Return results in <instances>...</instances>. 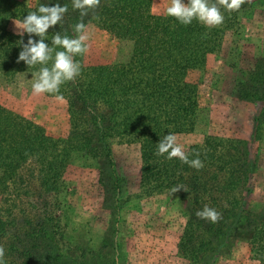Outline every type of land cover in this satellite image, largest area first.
Here are the masks:
<instances>
[{
    "label": "trees",
    "instance_id": "16d2710c",
    "mask_svg": "<svg viewBox=\"0 0 264 264\" xmlns=\"http://www.w3.org/2000/svg\"><path fill=\"white\" fill-rule=\"evenodd\" d=\"M256 1L250 0L232 16ZM47 2L38 0L25 12L19 0H0V69L6 76L34 79L30 72L39 66L29 69L25 62L17 63L21 37L9 23ZM59 3L66 4L68 12L62 26L49 29V42L56 31L75 36L74 26L84 23L132 41L133 49L126 62L112 64L88 66L83 55L77 56L80 76L61 85L58 95L46 93L68 102L67 139L53 137L42 125L0 104V155L5 158L0 167V247L6 264H76L79 255L85 256L71 241L67 225L55 219L65 203V173L72 154L82 152L99 161L103 186L116 187L115 144L139 145L146 158L168 172L170 189L188 198V220L178 247L183 257L198 262L211 254L224 255L235 239L247 238L259 247L258 260L264 264V218L247 208L254 191L253 142L206 135L187 152L190 159L199 154L204 163L199 170L157 155L159 140L169 132L195 130L200 91L187 77L207 63L211 28L197 21L184 26L168 16L149 22L153 0H100L83 17L73 10L72 0ZM224 15L229 17L226 11ZM23 40L27 43L28 34ZM237 93L246 101H264V61L239 83ZM205 205L221 213L217 223L196 216Z\"/></svg>",
    "mask_w": 264,
    "mask_h": 264
},
{
    "label": "rangeland",
    "instance_id": "374dc122",
    "mask_svg": "<svg viewBox=\"0 0 264 264\" xmlns=\"http://www.w3.org/2000/svg\"><path fill=\"white\" fill-rule=\"evenodd\" d=\"M19 1L25 12L38 3ZM169 4L170 0H153L148 21L166 16ZM233 14L222 25L211 27L205 67L189 72L187 79L200 91L197 124L194 132L176 136L186 152L206 135L252 141L256 169L247 208L259 219L264 218V101L239 98L237 87L264 61V2L257 0L239 15ZM15 20L21 21L12 20L9 29L18 33ZM85 27L89 37L85 65L129 59L132 41L95 24ZM32 83L26 75L10 78L0 69V104L42 125L53 137L67 139L71 133L67 100L46 93L34 95ZM114 152L116 187L103 186L99 161L82 152L72 154L66 170L65 203L55 219L67 225L79 254L85 253L76 264H262L259 247L247 238L235 239L224 255L211 254L198 262L183 257L178 247L188 220V198L170 189L168 172L146 158L139 145L115 144ZM4 160L0 155V167Z\"/></svg>",
    "mask_w": 264,
    "mask_h": 264
},
{
    "label": "clouds",
    "instance_id": "9594fccd",
    "mask_svg": "<svg viewBox=\"0 0 264 264\" xmlns=\"http://www.w3.org/2000/svg\"><path fill=\"white\" fill-rule=\"evenodd\" d=\"M249 2L250 0H187L186 3L185 0H170L165 13L184 26L197 21L211 28L224 23L225 11L229 14L239 12L242 5ZM99 4L100 0H72L73 10H78L82 17L87 16L89 11ZM67 12L66 4L59 3V0L55 3L48 0L47 3H40L35 11L28 12L20 22L15 20V25L19 29L18 35L21 37L18 45L22 48L17 63L23 61L29 69L39 66L37 71L30 72L34 78L31 85L34 95L44 93L58 95L61 85L74 81L81 74L82 65L75 58L88 52L89 37L84 23L74 26L75 36L56 31L50 42L48 40L49 29H54L58 24L62 26ZM25 33L28 34L27 43L23 40ZM157 155L166 156L169 160L176 158L197 170L204 167L199 154L195 159H190L189 153L178 143L176 134L172 132L159 140ZM195 214L198 218L211 223H217L221 218V213L208 205L197 210ZM0 264H6L3 247H0Z\"/></svg>",
    "mask_w": 264,
    "mask_h": 264
},
{
    "label": "crops",
    "instance_id": "0c3cea01",
    "mask_svg": "<svg viewBox=\"0 0 264 264\" xmlns=\"http://www.w3.org/2000/svg\"><path fill=\"white\" fill-rule=\"evenodd\" d=\"M13 20H14V19H13ZM11 21H12V20H11ZM11 21H10V22H11ZM9 25H10V23H9Z\"/></svg>",
    "mask_w": 264,
    "mask_h": 264
}]
</instances>
